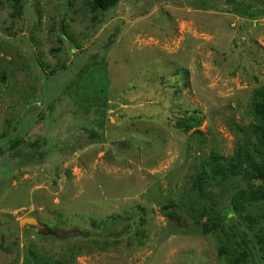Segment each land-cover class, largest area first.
<instances>
[{
	"label": "rangeland",
	"instance_id": "1",
	"mask_svg": "<svg viewBox=\"0 0 264 264\" xmlns=\"http://www.w3.org/2000/svg\"><path fill=\"white\" fill-rule=\"evenodd\" d=\"M86 4L0 0V264H227L192 219L194 176L252 122L264 0ZM234 187L214 189L230 210ZM225 223L232 249L259 248L264 220Z\"/></svg>",
	"mask_w": 264,
	"mask_h": 264
},
{
	"label": "trees",
	"instance_id": "2",
	"mask_svg": "<svg viewBox=\"0 0 264 264\" xmlns=\"http://www.w3.org/2000/svg\"><path fill=\"white\" fill-rule=\"evenodd\" d=\"M121 0H86L87 7L96 18L99 12L113 9ZM231 2L232 0H228ZM19 0H15L18 7ZM249 117L251 123L244 127H237L240 139L234 152L230 156L212 152L202 163L195 177L194 188L199 197L198 202L202 208L194 210L190 208L195 225L207 236L214 233L217 239L218 258L227 264H248L247 258L257 262L258 253L261 252L260 260L264 261V231L258 235L259 248L247 245L246 237L240 238L248 251L243 250L240 254L229 245L232 241L227 235L225 219L235 213L249 224L257 226L259 221L264 220V85L259 86L252 96L249 105ZM200 120L196 116H189L177 123L183 131H193L192 135L203 139L204 134L199 130ZM3 136H0V140ZM21 144L16 140L13 148ZM246 183V188H235L232 195V209L223 205V196L217 195L214 189L217 185L227 192L228 186L234 182ZM260 212L252 213L254 209ZM168 209V208H166ZM165 216L171 220L179 219L177 211H165ZM206 218V222H203ZM145 219L143 220V223ZM27 230V229H26ZM246 261V262H245ZM44 264H49L48 262Z\"/></svg>",
	"mask_w": 264,
	"mask_h": 264
},
{
	"label": "water",
	"instance_id": "3",
	"mask_svg": "<svg viewBox=\"0 0 264 264\" xmlns=\"http://www.w3.org/2000/svg\"><path fill=\"white\" fill-rule=\"evenodd\" d=\"M21 227L25 230L28 228H32L34 229V231L38 232L39 228L41 227V223L36 218L29 217L24 218L21 221Z\"/></svg>",
	"mask_w": 264,
	"mask_h": 264
}]
</instances>
